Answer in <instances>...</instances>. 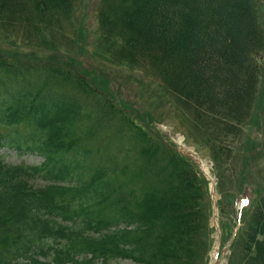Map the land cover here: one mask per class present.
<instances>
[{"label":"trees","instance_id":"1","mask_svg":"<svg viewBox=\"0 0 264 264\" xmlns=\"http://www.w3.org/2000/svg\"><path fill=\"white\" fill-rule=\"evenodd\" d=\"M73 4L0 0L1 33L48 34L51 47L37 62L0 49V120L25 126L11 143L43 158L0 159V264H205L206 181L113 94L109 68L135 89L147 78L168 93L220 167L227 133L258 120V0H99L93 62L55 46L72 27ZM256 193L227 264H264V192ZM230 228L222 222L223 240Z\"/></svg>","mask_w":264,"mask_h":264},{"label":"rangeland","instance_id":"2","mask_svg":"<svg viewBox=\"0 0 264 264\" xmlns=\"http://www.w3.org/2000/svg\"><path fill=\"white\" fill-rule=\"evenodd\" d=\"M93 2L96 4L97 0H74L73 9L67 13V15H70L72 20V27L70 28L69 26V28L66 27L64 29V31H67V36L62 38V40L58 39V37L55 38V46L60 51V56H67L68 50L72 49L74 55L80 57L83 52V55L88 58L89 61L93 62L91 55L95 53L96 49H100L96 34V23L91 20L94 12ZM262 4L264 7V0L262 1ZM261 15L263 16L261 20L263 21L264 29V12H262ZM29 31L30 30H28V32ZM10 37L7 33L0 32V49L8 52L17 51L20 62L42 61L48 55L47 47H49L51 51V47L47 45L49 39L48 34L38 35L35 37L29 36L27 39H25L23 36L13 32V34H10ZM12 38L14 40H12ZM68 41H72L75 44L71 45ZM24 51L30 53L32 52V56L35 55L37 59L35 60L33 57H28L26 54H24ZM261 64L263 66V74L261 79L263 82L260 84L259 94L264 91V57L261 60ZM109 69L111 71L110 86L113 94L121 93V96L125 99V101H127V105L133 109V112H136L135 114L138 116L139 114L144 116L148 126L152 125L150 129L160 133L161 131L166 133L168 136L166 138L167 141L171 140L175 142L177 141V137H186L188 144L186 147L195 149L196 154L199 153V155L203 157L201 158L198 155L201 160L204 161L206 165L205 169L214 183V195L216 199L219 198V194L216 192L214 187L215 182H217V178L212 172L213 163L210 160V156L209 153H207L208 151L206 148L208 143L205 141V139L198 138L195 131L192 133L185 129V124L187 121L182 117L176 116V112L172 109L173 106L169 103L168 94L161 89L158 90L154 83L151 82V84H148L147 79L145 78H143L142 83L139 82L141 86H137L135 89L132 86L125 84L127 75L122 71V69H119V71H114L112 68ZM156 89L157 93L155 92ZM3 96L4 95H0V101L5 98ZM259 103L262 104V106L258 108V111L261 114V120L263 122L262 128L264 130V94L262 95ZM139 122L142 123L141 120H139ZM17 130L20 131V135L28 134V131L24 130L23 126H12L10 128L8 126H4L0 121V135L10 134L12 137H15ZM254 130V128L246 127L243 130V135L240 140H235L232 142L225 140V149L228 151H233V160L231 164L229 163V165H225V186L222 185L221 187L224 188L225 192L229 194H231V191H233L234 202L232 203V206H230V203L227 199L221 203L222 210L225 212L224 218L222 216V212H219L221 209L217 210L215 215H213V213L210 215L209 226H213L215 232H211L207 238L209 243L208 249L211 247L214 236L220 234L219 227L218 229L215 228L216 223L214 222V219L217 224L219 223V219L229 224L231 218H234L233 208L237 210L239 207V200L237 198L242 194L240 191L243 189L249 192V196L252 197L255 196L257 189L261 187L264 188V136L263 132H260L259 136ZM228 138L231 139L232 137ZM198 140L202 142V146L199 149H197V144L195 143ZM178 148L181 151H187V148L185 147H180L178 145ZM209 150H213V147H211ZM20 154L21 155L19 156L18 151L13 147L6 146L4 148H0V156L4 155L6 159L11 162H17L21 159L25 160L26 162H36L41 160V158L37 155L33 156L23 152ZM229 253L230 250H227L226 253L215 264H227L228 257L226 258V256ZM113 264L137 263L128 260H119Z\"/></svg>","mask_w":264,"mask_h":264},{"label":"snow or ice","instance_id":"3","mask_svg":"<svg viewBox=\"0 0 264 264\" xmlns=\"http://www.w3.org/2000/svg\"><path fill=\"white\" fill-rule=\"evenodd\" d=\"M245 203H247V201H245Z\"/></svg>","mask_w":264,"mask_h":264}]
</instances>
